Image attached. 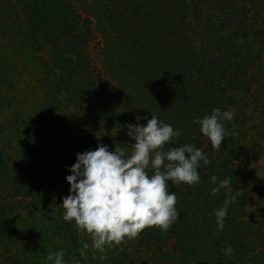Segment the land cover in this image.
<instances>
[{
	"label": "trees",
	"instance_id": "1",
	"mask_svg": "<svg viewBox=\"0 0 264 264\" xmlns=\"http://www.w3.org/2000/svg\"><path fill=\"white\" fill-rule=\"evenodd\" d=\"M101 14L115 83L91 58V21L71 1L0 0V264H46L61 249L65 264H264V182L235 167L245 148L252 161L264 154V0H101ZM24 57L34 77L21 90ZM215 108L235 113L218 151L193 122ZM151 114L211 163L199 185L169 182L179 216L167 232L145 228L101 253L63 219L65 177L98 144L130 157L128 125ZM212 176L240 194L221 232L214 210L226 195L210 194Z\"/></svg>",
	"mask_w": 264,
	"mask_h": 264
},
{
	"label": "clouds",
	"instance_id": "2",
	"mask_svg": "<svg viewBox=\"0 0 264 264\" xmlns=\"http://www.w3.org/2000/svg\"><path fill=\"white\" fill-rule=\"evenodd\" d=\"M234 117L233 111L215 108L210 115L193 122L218 151L229 134L224 122H232ZM136 119L147 123L128 125L127 135L135 141L130 157L98 144L95 150L77 153L75 163L68 169L71 174L65 177L70 188L62 202L63 219L75 222L80 231L91 237L92 247L101 253L106 246L138 238L145 228L167 232L179 216L177 196L175 191H169V182L173 186L199 185L201 162L211 163L202 149L193 144L180 145L181 132L172 125L152 114L150 119L147 116ZM232 127L235 128L234 123ZM148 169L153 170L152 175ZM217 180L216 176L210 178L213 185H217ZM221 189L225 190L226 198L223 206L214 210L218 232L224 229L229 206L238 203L240 196L230 179L220 180L210 194L215 196ZM88 247L84 243L83 249ZM233 253L231 246L224 249L226 256ZM64 255L63 249L49 253L46 264H65Z\"/></svg>",
	"mask_w": 264,
	"mask_h": 264
},
{
	"label": "rangeland",
	"instance_id": "3",
	"mask_svg": "<svg viewBox=\"0 0 264 264\" xmlns=\"http://www.w3.org/2000/svg\"><path fill=\"white\" fill-rule=\"evenodd\" d=\"M77 8L78 12L85 19L91 21L92 28V42L90 43L91 58L94 60L97 68L100 72L106 76L109 80L116 78L114 72H110L109 65L113 59L115 44L113 36L110 34L101 14V0H69ZM22 60L17 62L18 74L23 76V82L19 83L21 90H25L26 82L29 78L28 75L34 77L32 67H23V63H29L27 58H21ZM31 65V63H29ZM26 68H28L26 70ZM26 70V71H25ZM20 77L16 78V81ZM22 79H20L21 81ZM26 83V84H25ZM115 83V82H114ZM25 92V91H24ZM0 114V125L3 124L4 119ZM256 123V122H254ZM253 125V124H252ZM251 125V126H252ZM249 127V125H247ZM256 132L251 131L252 137L255 138ZM59 140V137L57 138ZM261 144L264 145V140H261ZM247 149L243 150V156H240L236 161V173L239 177L247 179L251 182H264V154L255 161L249 159L252 156L251 152L247 153Z\"/></svg>",
	"mask_w": 264,
	"mask_h": 264
}]
</instances>
